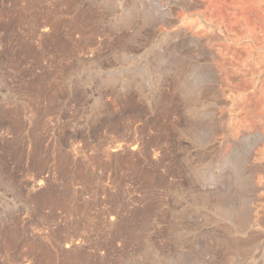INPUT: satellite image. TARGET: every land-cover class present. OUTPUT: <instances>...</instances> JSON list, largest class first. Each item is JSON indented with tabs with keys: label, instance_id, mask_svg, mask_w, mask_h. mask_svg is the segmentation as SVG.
I'll return each mask as SVG.
<instances>
[{
	"label": "rangeland",
	"instance_id": "rangeland-1",
	"mask_svg": "<svg viewBox=\"0 0 264 264\" xmlns=\"http://www.w3.org/2000/svg\"><path fill=\"white\" fill-rule=\"evenodd\" d=\"M0 264H264V0H0Z\"/></svg>",
	"mask_w": 264,
	"mask_h": 264
}]
</instances>
